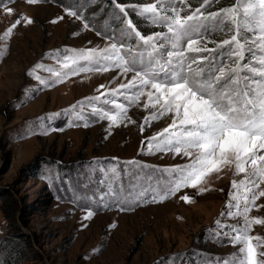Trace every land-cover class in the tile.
I'll return each instance as SVG.
<instances>
[{"label":"rangeland","instance_id":"1","mask_svg":"<svg viewBox=\"0 0 264 264\" xmlns=\"http://www.w3.org/2000/svg\"><path fill=\"white\" fill-rule=\"evenodd\" d=\"M3 2L13 13L6 14L0 6V37L18 16L27 15L33 23H22L9 39H0V264H238L243 245L230 242L236 235L230 227H240L244 220L235 207L229 216L228 205L230 193L241 197L243 205L245 192L240 182L250 168L237 174L233 165L219 178L213 176L209 191L203 194L187 188L153 203L149 185L160 176L159 169L188 160L172 152H149L146 146L148 138L171 122L168 115L144 124L153 111L143 108L145 96L128 108L135 123L124 121L110 128L107 119L92 114L87 101L83 109L77 104L99 95L97 89L117 88L132 74L126 78L113 68L79 72L51 87L40 82L51 83L57 79L55 72H68L62 63L65 55H75L72 50L103 49L111 43L105 37L113 33L119 37L122 14L112 0H39L35 5L26 0ZM186 2L198 7L201 0ZM233 3L214 0L209 11ZM69 5L83 15L88 29L81 20L66 15ZM126 11L142 34L166 31L132 8ZM61 16L64 18L57 20ZM232 28L227 18L210 27L208 47L216 48L212 41L228 38ZM241 35L246 41L242 63L260 67L257 61L264 50L259 48L258 30L255 35L251 31ZM217 52L221 50L217 48ZM221 58H227L226 50L217 63ZM37 64L41 67L34 68ZM243 74L260 79L247 71ZM103 99L94 102L97 107L115 111L111 104L103 105ZM114 99L127 104L123 96ZM234 179L239 190L231 187ZM185 193L193 197L192 203L179 198ZM124 197L139 202L121 211ZM236 203L231 200L232 205ZM256 204H264V197ZM89 209L94 214L85 220ZM248 215L264 219V207H252ZM249 235L264 240V225H253ZM256 251L258 262H264V244Z\"/></svg>","mask_w":264,"mask_h":264},{"label":"snow or ice","instance_id":"2","mask_svg":"<svg viewBox=\"0 0 264 264\" xmlns=\"http://www.w3.org/2000/svg\"><path fill=\"white\" fill-rule=\"evenodd\" d=\"M26 2L35 5L39 0ZM213 2L201 0L198 7H193L186 0H149L128 4L112 0L122 14L123 27L119 30V37L115 33L105 37L111 43L103 49L72 50L75 55H65L62 63L63 68L69 71L55 72L57 79L51 83L43 79L40 82L45 87H51L79 72H107L113 68L119 69V74L126 78L129 73L132 74L126 83H120L117 88L103 92L97 89L99 95L86 97L77 104L83 109L87 101L92 114L107 119L110 128L124 121L135 123L128 116V108L139 104L141 97L145 96L147 100L143 108L153 111L144 118V124L168 115L171 122L148 138L146 146L149 152H172L188 160L159 169L160 176L149 185L153 203L164 202L187 188L196 189L197 195L203 194L209 191L208 184L213 176L219 178L224 169L233 165L237 174L246 173V166L250 168L251 171L240 182L245 192L243 205L240 204L241 197L230 193L231 200L237 203L232 205L230 200L228 215H232L231 208L235 207L244 220L242 226L230 227V231L236 233L230 242L243 245L240 252L244 255L238 258V264H264L258 262L256 251L264 240L249 235L253 225H264V219L248 215L252 207H264V204H256L259 198L264 197V189L261 188L264 184V56L257 61L260 67L242 63L246 41L241 35L243 31H251L255 35L258 30L259 48L264 50V0H234L229 7L209 11ZM0 6L6 14L13 13L3 0H0ZM127 8H132L137 15L166 31L142 34L128 18ZM65 13L81 20L85 29L89 28L83 15L73 10L72 5L65 8ZM63 18L61 16L57 20ZM226 18L233 25L232 34L218 42L212 41L216 48L208 47L210 27L223 23ZM57 20L51 22L56 23ZM22 23L32 24L33 20L27 15L18 16L0 39H9ZM217 48L221 52L218 53ZM225 50L227 58H221L217 63V57H222ZM39 67V64L34 66ZM246 71L258 75L260 79L243 74ZM29 74H32L31 70ZM103 88L105 86L100 85V89ZM117 96H123L127 104L114 99ZM101 97L104 98L102 104H111L115 111L97 107L94 102H101ZM71 108L76 109L77 105ZM140 131H144L143 125ZM240 184L234 179L231 187L239 190ZM113 195L118 196L119 193ZM179 198L185 203L193 202V197L187 193ZM138 202V199L124 197L120 201V210H127L125 206L130 208ZM93 214L89 209L84 219ZM253 240L257 242L255 245ZM225 264L228 262L225 261Z\"/></svg>","mask_w":264,"mask_h":264},{"label":"trees","instance_id":"3","mask_svg":"<svg viewBox=\"0 0 264 264\" xmlns=\"http://www.w3.org/2000/svg\"><path fill=\"white\" fill-rule=\"evenodd\" d=\"M29 246V249H30V251H32V246L31 245H28ZM21 253V256H23V257H25V254H24V249H21V251H20Z\"/></svg>","mask_w":264,"mask_h":264}]
</instances>
